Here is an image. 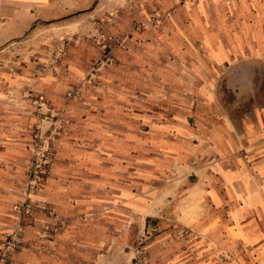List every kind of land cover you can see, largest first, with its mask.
Wrapping results in <instances>:
<instances>
[{"label":"rangeland","instance_id":"rangeland-1","mask_svg":"<svg viewBox=\"0 0 264 264\" xmlns=\"http://www.w3.org/2000/svg\"><path fill=\"white\" fill-rule=\"evenodd\" d=\"M253 1L0 13V264H161L175 237L192 235L162 196L192 181L185 130L220 120L202 90L207 42L238 41L264 5Z\"/></svg>","mask_w":264,"mask_h":264},{"label":"crops","instance_id":"crops-1","mask_svg":"<svg viewBox=\"0 0 264 264\" xmlns=\"http://www.w3.org/2000/svg\"><path fill=\"white\" fill-rule=\"evenodd\" d=\"M70 2L88 0H0V13L10 14L14 8L31 19L33 13L44 16ZM257 8L250 14V28L235 36L238 41L207 42L210 76L202 90L217 101L215 116L220 120L183 129L196 149L189 159L192 181L177 191L174 201L165 200L171 194L162 196L161 204L174 206L178 225L183 221L192 235L175 237L171 255L160 252L161 264H264V5ZM192 63L198 68L200 61ZM196 81L199 91L203 78ZM194 94L195 101H204L201 93ZM228 98L234 108L238 105V115L222 106ZM110 259L115 264L133 260Z\"/></svg>","mask_w":264,"mask_h":264}]
</instances>
